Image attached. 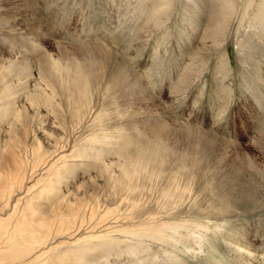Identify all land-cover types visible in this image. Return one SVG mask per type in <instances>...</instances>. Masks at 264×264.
Listing matches in <instances>:
<instances>
[{"label":"bare ground","instance_id":"obj_1","mask_svg":"<svg viewBox=\"0 0 264 264\" xmlns=\"http://www.w3.org/2000/svg\"><path fill=\"white\" fill-rule=\"evenodd\" d=\"M35 2L0 0V264H154L173 249L221 264L204 250L215 229L237 254L243 233L234 226L264 209L262 115L250 143L260 161L243 154L227 167L224 150L241 144L215 134L220 120L215 129L175 121L135 67L146 65V77L162 70L158 45L150 62L141 50L154 35L167 37L179 7L180 41L198 33L170 97H184L213 68L224 114L232 93L226 45L238 15L237 58L264 90V0H120L119 13H146L127 46L137 51H129L132 67L101 43L57 41ZM48 39L57 54L41 44ZM257 54L263 68L253 75ZM250 95L262 97L256 86Z\"/></svg>","mask_w":264,"mask_h":264},{"label":"rangeland","instance_id":"obj_2","mask_svg":"<svg viewBox=\"0 0 264 264\" xmlns=\"http://www.w3.org/2000/svg\"><path fill=\"white\" fill-rule=\"evenodd\" d=\"M34 1H36V5L38 4L37 8L43 22L48 24V27L50 28L49 30L52 31V34L57 37V41H67V38H69L71 41H76L72 44L77 43V41L99 44L101 43L114 51L116 50L115 52L117 55L123 57L126 60L125 62L128 63L129 67L134 66L135 63H133L134 61L130 56L135 55L134 52L137 51H134L135 47L131 48L133 50H127V46L129 45L132 36H135L137 39L139 38L142 28L145 27L146 13H141L140 15L139 11L136 12L131 7L127 8V6L123 8V5V11L122 13H119L116 9V4L119 3L120 0ZM177 12L179 13V7L176 8V10L174 9L172 12L173 15L171 17V21L167 25L170 28V33L167 35V37L165 36V38L162 40L161 34L158 33L157 35H154L153 39L149 40L148 45L144 48V50H141L142 54L144 55L142 58L146 60V62H150V59L153 58L152 53L154 51V47L155 45H158V58H161L160 61H163L164 67H162V70L159 72V74L157 72L146 77L147 66L136 65L135 69L137 73L142 77V79H144V84L146 87H148L150 94L162 104L164 110L166 113H168V116H170L175 121H180L182 124L186 123V125L190 124V126L192 125L193 128L196 127L209 129L210 126L203 123V121H206L210 125L214 126L215 129V127H217L215 119L220 120V127H218L216 130L219 132L215 134L221 138H227L226 140L230 142L241 144V147L239 146V148L238 146H235L236 148L227 147L224 150L226 151L225 155L227 157V161L222 160L221 162L225 163L227 167L231 168L234 165L236 166L237 163H241L243 160L242 158L245 156H250V158L260 161V157H258L257 152L251 147L252 145H250V143L253 137L258 135L259 128L263 127V125L259 123L260 119L258 117L261 115L263 116L259 109L261 108V105L264 109V90L262 88L260 89L261 86L258 81H253V78H251L252 76L249 74L247 75L243 71L244 66L240 64L236 55V49L241 40V37L236 39V33L240 30L238 21L240 16H237L236 21L232 25L233 30L229 34V40L226 45L231 59L230 68L232 74L229 76V90H231L232 93L229 107L225 111L226 114H221L220 110L222 111V107L219 105L222 102L217 99L218 88L214 84L216 79L214 78L215 75L213 74V68H208L202 77L192 84L189 90H187L186 94H184V97L180 96L178 99H172V96L170 97L172 93L169 92L168 88L174 81L177 80L181 73L183 60L187 53V50H185L187 42L191 39L192 34V37H194V35L198 33V31H195L191 35H187V38L181 42L180 35H177V32L179 31L178 29L180 27L179 20L177 19L179 18V14H177ZM249 12L247 17L248 19L246 20L247 23L248 20L253 18L252 15L254 13V8L252 12L251 10ZM136 13H138V16ZM125 16H128L129 18ZM131 18L140 19V25L137 24V20L133 21ZM183 29L184 25L180 27V31H183ZM108 31L110 34H108ZM102 33L104 35H102ZM121 33L123 35H121ZM137 39L135 41L138 44ZM71 41H68L69 44H71ZM41 44L43 46L45 45L44 47L46 49H50V51H53L54 54H57L58 49L55 48V40L53 42L51 39H48L46 42H41ZM129 51L134 52L132 54ZM258 55L259 54H257L256 58L260 60V63L255 61V64H251L249 67V71H251L253 75L257 73L256 65H261L263 68L261 57H258ZM262 73L264 75V69L262 70ZM252 86H256L257 90L262 95V97L257 98L256 102L254 101L255 99L250 95ZM170 98L174 102H172ZM248 108L249 110H246ZM262 116L260 118L264 120V116ZM222 124L225 125V129ZM251 208H254V206ZM234 228L242 231L243 235H240L237 240L241 241V244L244 246V248L240 249V251L238 250L236 254V250L233 249L232 251L230 248L231 245L224 241L225 239L222 237L223 233L215 229V231L208 236L211 237L208 238L209 242L204 244L205 253L209 254V257H216L218 260L220 259L219 261L221 264H264V209H250L247 219L244 220V222H239V224H236ZM211 248H215L216 250H210ZM173 250V253L172 250L171 253L174 254V257L168 258L167 255L163 256V253H159L157 257H155L156 259H154L153 263L157 264L158 260H160L163 264H205L200 260V258H203L204 253L200 254L199 256H194L192 255L191 251L188 250Z\"/></svg>","mask_w":264,"mask_h":264}]
</instances>
